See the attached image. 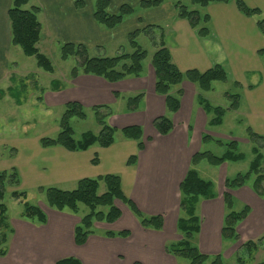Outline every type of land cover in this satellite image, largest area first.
I'll return each mask as SVG.
<instances>
[{
	"label": "crops",
	"instance_id": "1",
	"mask_svg": "<svg viewBox=\"0 0 264 264\" xmlns=\"http://www.w3.org/2000/svg\"><path fill=\"white\" fill-rule=\"evenodd\" d=\"M76 1L38 0L41 7L39 16H43L44 23V31L40 23L41 33L48 42L54 37L63 44L101 47L146 26H161L165 46L178 70L204 72L215 65L222 66L228 75V83L235 91L233 94L240 95L239 108L232 112L247 121L253 132L264 135V60L257 54L264 48V36L258 31L254 18L238 11L235 0L227 4L212 3L204 9L203 13L210 17V34L205 38L198 37L186 21L178 19L170 3L137 13L117 27L105 30L93 19L92 0H81L83 5L80 8H76ZM109 1L108 12L114 14L121 5L135 7L142 0ZM242 1L264 16V0ZM11 3L12 0H0V82L8 79L9 84L12 77L9 76L10 71L15 68L11 58L7 15ZM150 61L151 58L144 61L141 77L116 83L88 75L67 78L58 90L53 87L50 91L43 90L39 102L45 107H60L68 102H78L87 109L108 106L112 109L108 118L111 127L117 130L129 126L141 127L142 151H138L136 142L125 140L121 135L115 137L114 144L108 148L93 146L83 152H68L61 147L44 149L39 140L46 135L32 139L26 137L13 146L15 153L10 154L8 167L17 171L20 188L28 182L35 188L62 184L75 189L77 182L84 178L118 175L124 196L140 212L163 217L162 230L143 229L129 209L115 201L120 218L111 224L95 222V233L87 238L84 245L77 246L74 243V228L83 214L57 212L40 205L47 218L46 224H15L18 231L10 250L7 249L6 256L2 258L4 264H56L66 258H75L81 264H174L175 259L166 254L164 246L167 242L180 239L176 232L179 185L190 167L191 157L201 150L202 135L207 133L213 138L215 134L206 131L210 117L197 104L198 91L188 81H183L179 87L182 90L179 110L174 114L166 113L164 97L154 90L155 74ZM234 83H238L239 87ZM5 86V91H0L4 93L0 100L11 99L7 93L10 85ZM115 93L120 97L116 99ZM138 93L144 94L138 111L127 112L117 108L125 98ZM210 93H205L203 97L207 100ZM162 116H168L172 121V131L166 136H160L152 126L153 120ZM55 131L58 128H54ZM133 155L136 156L135 164L127 165ZM95 157L97 163L93 164ZM226 177H229L228 174L222 173L219 184L216 180H207L212 182L215 196L209 200L200 199L197 205L200 219L197 246L208 256L216 255V247L222 245L220 231ZM230 193L237 204L250 208L247 218L237 227L238 234L247 239L259 238L264 233V198L256 196L248 186ZM105 231H128L130 235L126 238H105L102 236Z\"/></svg>",
	"mask_w": 264,
	"mask_h": 264
},
{
	"label": "trees",
	"instance_id": "2",
	"mask_svg": "<svg viewBox=\"0 0 264 264\" xmlns=\"http://www.w3.org/2000/svg\"><path fill=\"white\" fill-rule=\"evenodd\" d=\"M189 2L192 6L205 9L212 3L227 4L230 0H189ZM28 3L29 0H12L8 9L11 46H18L26 57L35 58L36 66L39 69L48 74H53L54 69L50 61L45 55L39 53L36 47L41 39V24L38 20L41 7L31 6L29 9H24ZM165 3L172 4L176 17L186 21L198 37L205 38L209 36L210 17L208 14L201 12L199 9H189L180 0H142L135 7L123 4L114 14L108 12L109 0H95L93 4V19L100 28L111 30L120 25L125 19L137 14L138 9L141 10L140 12L151 10ZM82 5L81 0L75 3L76 8H80ZM235 5L242 15L255 19L258 31L264 36V16H262L261 12L256 8H249L242 0H235ZM140 34L146 36L151 41L152 47L155 48L150 61L155 74L154 90L157 95L164 97L167 114H174L179 110L182 96V90L179 87L183 81H188L196 87L198 91L196 102L205 114L210 117L208 127L220 126L227 110L235 111L239 108L240 95L238 93H225V96L230 100L228 108L213 106L203 97L205 93L213 90L214 83L229 82L226 71L220 65H215L204 72L197 70L181 72L178 70L172 62L168 48L165 46L163 29L158 25L146 26L129 33L126 38L132 52L121 53L114 57H89L86 47L82 44H63L61 47V58L63 60H67L70 57L77 58V65L71 70L70 79H75L79 75H88L101 78L109 83H116L128 78L141 77L143 74V63L148 57V52L142 49L136 41ZM257 54L264 60V48L260 49ZM14 78L12 76L10 81L14 82ZM22 79L19 81L21 82L20 90L23 89L25 91L26 85ZM52 85L54 86L53 88L58 90L62 84L52 80ZM234 85L239 87L238 83H234ZM174 89H176L175 92H173ZM13 90L12 87H9L8 94L16 99L18 105L22 104L19 97L21 91L13 92ZM3 94L0 92V97ZM114 96L116 99L120 97L116 93ZM143 99V93L125 98L126 111H138ZM38 100L41 101V97ZM90 110L99 126V131L96 134L85 132L79 139L74 138L70 120L72 118L86 119V108L78 102H68L64 105V112L59 120V132L54 138L42 137L39 140L41 148L61 147L68 152H83L93 146L108 148L114 144L116 134L119 133L123 139L136 142L138 151L144 149L141 127L129 126L117 130L108 124V118L112 115L110 107L94 106ZM152 126L160 136L168 135L173 128L172 121L168 116L155 118ZM246 136L248 142L252 145L251 153L254 156L248 171L246 173H237L224 179L226 191L222 197L224 216L220 238L222 244L225 245L239 240L237 227L250 213V208L246 205H243L240 210H235L237 202L230 191L248 186L256 196L264 198V155L261 153L264 149V135H258L250 127H247ZM208 141H214L220 146H226L227 149L222 156H215L211 152L204 151L197 152L191 157L190 167L179 185L180 204L176 232L180 239L176 242H167L164 246L166 254L174 259H185L189 264H204L210 258V256L200 252L197 246L200 232L197 205L200 199L209 200L215 196L212 182L202 179L196 170V166L202 161L207 162L211 166H221L226 162H241L245 158L242 153L238 152L235 141L223 144L220 140L214 139L208 134H203L201 142L206 143ZM135 162L136 156L133 155L128 159L127 165H134ZM92 163H97L96 157L92 160ZM7 185L14 188L10 193L14 200H26V192L17 190L20 186V178L17 171L14 168L9 171H0V232L2 231L0 235V258L5 257L7 254L6 244L9 239L7 232L9 234L14 232L7 223V208L2 203ZM101 185L105 187V192L99 194L98 191ZM38 192L44 194L46 207L54 211L80 215L81 205L88 209L86 214L80 215V221L74 228V243L77 246L84 245L87 238L95 233L93 226L95 222L111 224L120 218L121 213L115 206V201L126 206L143 229L161 231L163 227V217L161 215L147 216L143 214L130 199L124 196L118 175L107 174L97 178H84L77 182L73 190L39 187ZM21 218L36 225H45L47 222L44 212L38 206L28 203H23ZM129 235L128 231H105L102 233L105 238H126ZM258 239V241H246L240 246L235 253L238 264H244V258L251 259V255L263 243L264 235ZM56 264L81 263L75 258H66L57 261ZM211 264H224L222 256L220 254L214 256ZM259 264H264V262Z\"/></svg>",
	"mask_w": 264,
	"mask_h": 264
},
{
	"label": "rangeland",
	"instance_id": "3",
	"mask_svg": "<svg viewBox=\"0 0 264 264\" xmlns=\"http://www.w3.org/2000/svg\"><path fill=\"white\" fill-rule=\"evenodd\" d=\"M180 1L188 6L189 9H199L196 6H192L189 0ZM92 3L94 4L95 0H92ZM31 6L40 7L38 0H29L28 5H26L24 9H29ZM199 10L201 12L205 11L204 9ZM137 11L138 14L141 13L140 9ZM38 20L40 23H42L44 31L43 16L40 15ZM156 33L158 34V32ZM43 35L44 34L41 33L40 42L36 47L39 53L45 55L50 61L54 69L53 74H48L42 69H39L36 66L35 58L26 57L18 46H11V58L15 68L12 69L13 73L10 71L9 76L12 75L15 78L14 82L11 81L10 84L8 79H6V81L4 80L0 82V91H5V84L10 85V87L14 89L13 92L21 91L19 97L22 101V104L18 105L16 99L12 97L11 99L2 98L0 100V171H9L11 169L8 167L10 166L9 156H11L10 154L13 155L15 153L12 148L20 141V139L26 137L32 139L34 137L43 135L54 138L59 132V120L64 112V106L45 107L42 103H39L41 101L38 100V98L42 97L43 90H45V92L50 91L51 87H54L52 83L50 85L51 80L58 81V83L60 82L62 84L65 79L70 78L71 70L77 65V58L70 57L67 60H63L61 58V47L63 43L59 42L57 39H54V37L48 42L46 37ZM136 41L142 49L148 52V57L146 59L148 61L154 52L151 41L142 34L137 37ZM86 49L89 57H114L121 53L132 52L126 37L101 47H86ZM17 72V76L14 75ZM20 79L24 80L26 85L25 91L23 89L20 90ZM226 92L233 94L235 91L231 88L229 83L216 82L213 84V90L207 96V100L213 106L228 108L230 105V100L225 96ZM117 108L120 110H126V102H121ZM246 122L247 121L244 119H240L234 112L227 110L223 118V123L220 126H207L206 131L209 133H214L215 135L213 138L220 140L223 144L235 141L237 143L238 152L242 153L245 158L241 162H226L223 164V166H211L205 161L200 162L197 165V170L205 180H216V184H219L221 174L224 172H226L228 176L231 177L237 173H246L248 171L249 165L254 156L251 153L252 145L248 142L246 136V128L249 126ZM70 126L74 131L75 139H79L85 132H92L96 134L99 130V126L97 125L94 114L91 112L90 108H86V119L81 120L78 118H72L70 120ZM54 128H58V131L54 132ZM119 136L120 134L117 133L116 138H119ZM226 149V146H220L214 141H208L206 143H202L200 152L208 151L215 156H222ZM261 153L264 155V149L261 151ZM41 164L42 162L40 165ZM204 170H206L205 173ZM38 188L31 187V183L28 182L24 184L23 188H20L19 186L17 190L26 192V200L23 201L20 199L14 200L10 195L14 188L7 185L6 193L2 203L7 208V223L14 231L13 234H9L7 232L9 239L6 247L9 250L13 242V237L18 231L15 224H19V222L32 224L31 222H27L21 218L23 203L38 206L39 208L40 205L46 207L44 194L38 192ZM55 188L60 190L74 189L72 186L62 184L56 185ZM98 192L99 194L105 192V187L101 185ZM117 204H120V202H117ZM241 208L242 204L238 203L235 207V210H240ZM80 211V214L84 215L88 212V209L81 205ZM1 233L2 231L0 232V235ZM238 235L239 240L237 242L226 245L222 244L220 245V248L219 246L216 247V255L220 254L222 256L224 264H238L236 262L235 253L240 248V246L249 240H259L258 238L247 239V237L244 235ZM263 235L264 233H262L261 236ZM216 255H210V258L204 264H211L213 257ZM251 256V259L244 258V264H259L264 262V241ZM0 264H4L2 258H0ZM174 264H189V262L185 259H175Z\"/></svg>",
	"mask_w": 264,
	"mask_h": 264
}]
</instances>
